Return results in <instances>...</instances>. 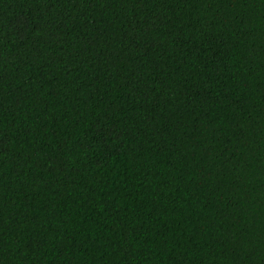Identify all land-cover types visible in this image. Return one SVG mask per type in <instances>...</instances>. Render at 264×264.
<instances>
[{"label":"trees","instance_id":"trees-1","mask_svg":"<svg viewBox=\"0 0 264 264\" xmlns=\"http://www.w3.org/2000/svg\"><path fill=\"white\" fill-rule=\"evenodd\" d=\"M0 264H264V0H0Z\"/></svg>","mask_w":264,"mask_h":264}]
</instances>
